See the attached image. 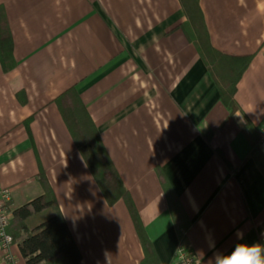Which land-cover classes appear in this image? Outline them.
<instances>
[{
	"label": "crops",
	"instance_id": "0c3cea01",
	"mask_svg": "<svg viewBox=\"0 0 264 264\" xmlns=\"http://www.w3.org/2000/svg\"><path fill=\"white\" fill-rule=\"evenodd\" d=\"M198 1L217 50L253 55L236 85L240 110L220 101L177 28L178 0H0L14 61L8 71L0 63V184L12 213L43 192L42 172L81 264H140L143 252L124 202H105L55 102L70 87L160 264H179V239L157 169L191 222L185 242L199 264L230 251L238 231L264 245V177L241 132L264 120V0ZM10 252L0 248V264H26L16 244Z\"/></svg>",
	"mask_w": 264,
	"mask_h": 264
},
{
	"label": "trees",
	"instance_id": "16d2710c",
	"mask_svg": "<svg viewBox=\"0 0 264 264\" xmlns=\"http://www.w3.org/2000/svg\"><path fill=\"white\" fill-rule=\"evenodd\" d=\"M178 1L185 20L178 24L177 28L181 29L186 39L194 45L218 88L220 101L231 112L240 110L235 100L236 85L253 55L233 56L217 50L210 42L199 1ZM0 63L4 71L14 67L11 39L1 24ZM55 102L105 202L110 206L119 200L124 202L142 248L143 257L140 264H160L129 191L109 158L75 87L62 92L56 97ZM261 125L262 123L254 125L247 119L241 132L249 143L245 159L251 158L264 177V154L260 149L259 137ZM217 152L222 157L218 150ZM157 174L179 243L193 256L192 264H199L185 242L191 222L160 169H157ZM39 180L43 192L32 201L13 210L7 232L11 235L13 243L18 246L26 264H81L79 248L42 172H39Z\"/></svg>",
	"mask_w": 264,
	"mask_h": 264
},
{
	"label": "built area",
	"instance_id": "2783aa9c",
	"mask_svg": "<svg viewBox=\"0 0 264 264\" xmlns=\"http://www.w3.org/2000/svg\"><path fill=\"white\" fill-rule=\"evenodd\" d=\"M260 143H264V120L262 122L260 132ZM10 190L0 184V248L5 254V258L12 259L10 248L13 244L11 235L7 232L9 220L11 218V210L9 209ZM176 260L179 264H192L193 256L184 250L179 243L176 249Z\"/></svg>",
	"mask_w": 264,
	"mask_h": 264
},
{
	"label": "clouds",
	"instance_id": "9594fccd",
	"mask_svg": "<svg viewBox=\"0 0 264 264\" xmlns=\"http://www.w3.org/2000/svg\"><path fill=\"white\" fill-rule=\"evenodd\" d=\"M237 238L240 242L230 251L215 254L214 264H264V245L243 241L241 231L237 232Z\"/></svg>",
	"mask_w": 264,
	"mask_h": 264
}]
</instances>
